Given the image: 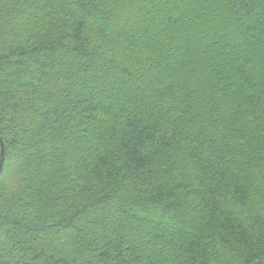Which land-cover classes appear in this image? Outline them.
Returning a JSON list of instances; mask_svg holds the SVG:
<instances>
[{
  "label": "trees",
  "instance_id": "16d2710c",
  "mask_svg": "<svg viewBox=\"0 0 264 264\" xmlns=\"http://www.w3.org/2000/svg\"><path fill=\"white\" fill-rule=\"evenodd\" d=\"M175 1L0 0V264H264V0Z\"/></svg>",
  "mask_w": 264,
  "mask_h": 264
},
{
  "label": "rangeland",
  "instance_id": "374dc122",
  "mask_svg": "<svg viewBox=\"0 0 264 264\" xmlns=\"http://www.w3.org/2000/svg\"><path fill=\"white\" fill-rule=\"evenodd\" d=\"M192 1L193 0H191V2ZM193 2H196L200 6V8L207 10V12L211 16L216 17L220 12L216 6H212L209 2L203 3V2L197 1V0L193 1ZM169 3H170V1H167L164 5L158 6V9H156V11L160 10V12L161 11L163 12L166 9H171V5ZM175 4L177 5L178 8L183 9L186 7V4L183 3L181 0H176ZM145 7H146V5H145ZM143 8H144L143 6H140L137 8L136 7H130L127 9H123L122 12L120 13V18L123 17L125 14L133 12V11H142ZM202 15H203L202 13L201 14L200 13L199 14H193L192 18H190V19L184 18V19L180 20V22H178L176 27L173 29V32L177 35V37H185L186 38V35L190 34L192 31L197 29L198 24H202V17H201ZM197 16H200V19H198L199 17H197ZM157 22H158L157 23V29L153 30L151 32V34L150 33L147 34L145 39L156 38L157 35L159 36V34L162 32V30L166 28L165 23L161 20L160 17L158 18ZM128 29L135 31L136 33H143V32H146V30H148L149 28L146 25H142V23L140 24V23L134 22V23H130L128 25ZM219 29H227V26L219 25ZM185 40L188 42L190 41L188 38H186ZM138 56L142 57L143 55L138 54Z\"/></svg>",
  "mask_w": 264,
  "mask_h": 264
},
{
  "label": "water",
  "instance_id": "95a60500",
  "mask_svg": "<svg viewBox=\"0 0 264 264\" xmlns=\"http://www.w3.org/2000/svg\"><path fill=\"white\" fill-rule=\"evenodd\" d=\"M3 142H2V138L0 135V169H1V163H2V159H3Z\"/></svg>",
  "mask_w": 264,
  "mask_h": 264
}]
</instances>
